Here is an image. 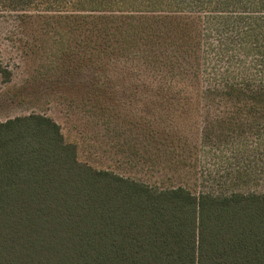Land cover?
<instances>
[{
    "label": "trees",
    "instance_id": "1",
    "mask_svg": "<svg viewBox=\"0 0 264 264\" xmlns=\"http://www.w3.org/2000/svg\"><path fill=\"white\" fill-rule=\"evenodd\" d=\"M34 1L2 0L16 11ZM39 3L44 12L95 19L142 10L184 18L197 65L184 57L185 89L166 99L264 112V0ZM165 72L166 82H179L180 74L170 77L175 69ZM11 77L0 66V87ZM0 264H264V191L153 186L80 160L52 116H16L0 121Z\"/></svg>",
    "mask_w": 264,
    "mask_h": 264
},
{
    "label": "rangeland",
    "instance_id": "2",
    "mask_svg": "<svg viewBox=\"0 0 264 264\" xmlns=\"http://www.w3.org/2000/svg\"><path fill=\"white\" fill-rule=\"evenodd\" d=\"M38 1L16 11L0 0V66L12 73L0 87V121L52 116L80 160L160 188L264 191L262 110L166 99L184 88L180 66L197 65L184 18L139 8L95 19L44 12ZM170 67L180 83L161 77Z\"/></svg>",
    "mask_w": 264,
    "mask_h": 264
}]
</instances>
